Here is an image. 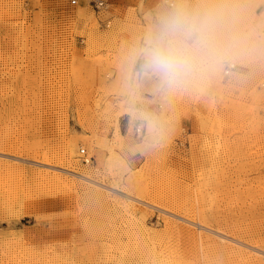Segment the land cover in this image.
I'll return each mask as SVG.
<instances>
[{"label": "rangeland", "instance_id": "1", "mask_svg": "<svg viewBox=\"0 0 264 264\" xmlns=\"http://www.w3.org/2000/svg\"><path fill=\"white\" fill-rule=\"evenodd\" d=\"M106 1L0 0V264H264V0Z\"/></svg>", "mask_w": 264, "mask_h": 264}, {"label": "clouds", "instance_id": "2", "mask_svg": "<svg viewBox=\"0 0 264 264\" xmlns=\"http://www.w3.org/2000/svg\"><path fill=\"white\" fill-rule=\"evenodd\" d=\"M188 29L182 14L165 18L158 34L150 38L143 49L144 70L172 84L193 70V60L176 36Z\"/></svg>", "mask_w": 264, "mask_h": 264}, {"label": "bare ground", "instance_id": "3", "mask_svg": "<svg viewBox=\"0 0 264 264\" xmlns=\"http://www.w3.org/2000/svg\"><path fill=\"white\" fill-rule=\"evenodd\" d=\"M173 4V3H172ZM101 11V10H100ZM99 12V11H98ZM140 59V61H139V63H141L143 60H144V58L143 57H140L139 58ZM137 73H138V75H140L142 72H139L138 70H135ZM148 72V71H147ZM152 75H154V74H152ZM116 133L118 134V135H120V133H119V127L117 126L116 127ZM117 135V136H118ZM48 160H46L45 162H47ZM43 163V164H47V163ZM56 166V165H55ZM61 168V167H60ZM68 172H70L71 174H73V175H75L76 177H78V178H80V179H82V180H84V181H88V182H91V183H93V184H95V181H97V180H94V179H92L91 177H90V175H87V174H85V173H80V172H78L77 170L75 171V170H68ZM59 176V175H58ZM74 181V180H73ZM75 184V183H74ZM126 194V193H125ZM128 198H130V197H128ZM132 198V197H131ZM122 200V199H121ZM131 205V204H130ZM172 211V210H171ZM134 214V213H133ZM179 219H184V217H182V216H179ZM187 219V218H186ZM185 219V220H186ZM184 221V220H183ZM191 222H193V221H191ZM196 223H197V225H198V228H200V231H201V228L202 229H208V230H212L210 227H208V226H206L205 225V223H201L200 221H196ZM191 225V224H190ZM197 229V228H196ZM200 231L198 230L197 231V233H196V235H197V237H198V239H196V240H199L200 241V243H201V241H202V237H204V236H202L201 235V233H200ZM174 232V231H173ZM214 232V231H213ZM215 232L217 233V235L219 236V238H220V240L221 241H223V240H225V241H228V242H232V243H235L237 246L239 245V246H245V243L243 242V241H241V240H238V239H236L235 237H232V236H229L228 234L227 235H224L225 233H222V232H220V231H216L215 230ZM203 233H204V231H203ZM202 233V234H203ZM216 233H215V235H216ZM194 234V233H193ZM196 236L194 237V238H197ZM215 237V236H214ZM205 238V237H204ZM190 241V240H189ZM203 242V241H202ZM204 243V242H203ZM226 244V243H225ZM225 244H223V245H225ZM201 246V245H200ZM227 246H229L228 244H226V247ZM232 246V245H231ZM167 247V246H166ZM230 247V246H229ZM228 247V248H229ZM251 247H253V246H251ZM213 248V247H212ZM240 248H238V250H239ZM242 249V248H241ZM252 249V248H251ZM236 250V249H235ZM255 250V249H254ZM228 251H229V249H228ZM227 251V252H228ZM240 251H243V250H240ZM161 252V251H160ZM230 252H231V249H230ZM233 252V251H232ZM236 252H238V251H236ZM241 253V252H240ZM254 253V252H253ZM230 254V253H229ZM243 254V253H242ZM246 254H247V252H246ZM250 255V254H249ZM192 256V255H191ZM242 256V255H241ZM247 257H248V255H247Z\"/></svg>", "mask_w": 264, "mask_h": 264}, {"label": "built area", "instance_id": "4", "mask_svg": "<svg viewBox=\"0 0 264 264\" xmlns=\"http://www.w3.org/2000/svg\"><path fill=\"white\" fill-rule=\"evenodd\" d=\"M70 1H71V3H76L78 0H70ZM106 3H107L106 0H90V4L95 11H100V10L104 9L106 7ZM170 5L172 6V3H170ZM144 63H145V61L143 60L139 64V67L137 68V70L139 72H142L144 70ZM233 67H234V63H229L227 68L224 70V73H228L229 70L232 69ZM134 132H135L136 136L138 137V136H141L143 129H142V127H140V125H136ZM85 160H87V159H85Z\"/></svg>", "mask_w": 264, "mask_h": 264}, {"label": "crops", "instance_id": "5", "mask_svg": "<svg viewBox=\"0 0 264 264\" xmlns=\"http://www.w3.org/2000/svg\"><path fill=\"white\" fill-rule=\"evenodd\" d=\"M145 94H146V93H145ZM147 97L151 98V97H152V95H149V94H147Z\"/></svg>", "mask_w": 264, "mask_h": 264}]
</instances>
